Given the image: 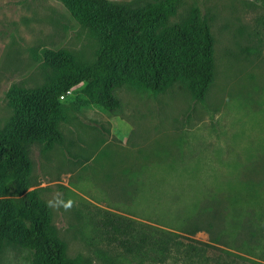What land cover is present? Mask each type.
Instances as JSON below:
<instances>
[{
    "label": "rangeland",
    "instance_id": "rangeland-1",
    "mask_svg": "<svg viewBox=\"0 0 264 264\" xmlns=\"http://www.w3.org/2000/svg\"><path fill=\"white\" fill-rule=\"evenodd\" d=\"M192 7L212 37L213 79L202 100L183 79L160 92L126 83L115 90L119 109L109 112L85 102L80 83L59 99L63 142L27 147V190L45 204L57 195L75 201L70 211L48 207L50 229L69 258L142 264L93 233L103 212L175 231L178 208L209 206L214 217L201 211L204 228L190 235L209 243L227 235L223 221L234 209L242 222L235 244L251 242L248 231L264 225V0H178L166 23ZM98 45L64 0H0V128L12 113L10 86L43 82L44 50L86 64ZM0 264H30L29 252L2 241Z\"/></svg>",
    "mask_w": 264,
    "mask_h": 264
},
{
    "label": "trees",
    "instance_id": "trees-1",
    "mask_svg": "<svg viewBox=\"0 0 264 264\" xmlns=\"http://www.w3.org/2000/svg\"><path fill=\"white\" fill-rule=\"evenodd\" d=\"M64 1L99 41L93 60L77 64L66 51L44 50L48 71L43 82L30 88L10 86L6 95L12 113L0 128V243L26 248L30 264H91L79 255L66 256L64 243L50 229L48 207L35 190H27L28 145L63 142L57 124L60 97L82 83L85 102L115 112L120 107L115 90L126 83L160 92L183 79L191 96L202 100L213 79L212 37L197 8L167 24L178 0ZM192 206L198 209L178 208L171 225L175 231L110 212L98 215L91 230L142 264H264L263 222L248 231L251 242L235 244L242 222L232 215L234 209L222 220L227 235L210 238L224 248L190 236L204 228L197 221L201 211L214 217L209 206ZM210 226L207 222L206 231Z\"/></svg>",
    "mask_w": 264,
    "mask_h": 264
},
{
    "label": "clouds",
    "instance_id": "clouds-1",
    "mask_svg": "<svg viewBox=\"0 0 264 264\" xmlns=\"http://www.w3.org/2000/svg\"><path fill=\"white\" fill-rule=\"evenodd\" d=\"M75 205V201L72 199L65 200L63 196L57 195L46 201V206L59 211L61 208L64 211H70Z\"/></svg>",
    "mask_w": 264,
    "mask_h": 264
}]
</instances>
